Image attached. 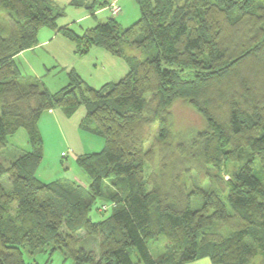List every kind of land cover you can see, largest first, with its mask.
Segmentation results:
<instances>
[{
  "label": "trees",
  "instance_id": "trees-1",
  "mask_svg": "<svg viewBox=\"0 0 264 264\" xmlns=\"http://www.w3.org/2000/svg\"><path fill=\"white\" fill-rule=\"evenodd\" d=\"M135 1L132 26L112 17L79 34L58 26L64 10L51 0H0V151L21 129L31 146L0 158V264H25V252L46 248L73 264H264V0ZM71 5L95 15L108 2ZM44 28L77 56L99 47L124 58L129 73L94 89L72 71L51 93L18 59ZM177 102L205 127L177 133ZM83 106L80 130L104 141L77 157L89 185L41 182V116L61 109L72 117ZM193 175L204 177L201 186L191 187ZM100 200L110 206L94 221ZM162 238L155 257L150 245Z\"/></svg>",
  "mask_w": 264,
  "mask_h": 264
},
{
  "label": "crops",
  "instance_id": "crops-1",
  "mask_svg": "<svg viewBox=\"0 0 264 264\" xmlns=\"http://www.w3.org/2000/svg\"><path fill=\"white\" fill-rule=\"evenodd\" d=\"M68 1L71 5L72 0ZM104 9L101 8L99 11H104ZM99 11L97 10L95 14ZM87 16H83L78 21L87 20ZM58 26L65 27L69 25L64 24ZM47 29L40 31L36 46L24 51L18 56L19 61L21 59H27V55L29 54L34 55V58L38 60L41 59V53H45L48 61L44 58L42 65L45 68H48L50 65L53 68L62 65L67 71L68 76L66 86L69 85V73L72 71L94 89H100L107 84L117 83L129 73V66L124 58L115 56L99 47H93L88 55L79 57L75 54V45L72 42L62 37L56 31ZM30 65L28 68L34 70V64L31 63ZM25 73L38 78L35 71L27 70ZM57 111L54 109L44 112L39 121V129L44 140V158L38 168L36 176L41 182L46 184L64 180L88 186L90 182L88 177L78 167L76 163L77 157L91 152H98L100 150L99 148L103 147V144L94 140L92 145L87 149L85 146H81V144L77 147L76 144L72 145V139L80 142V138L82 137L79 134V131H81L79 125L76 126V123H70L76 113L72 117H69L63 110L60 112ZM9 145L15 147L22 153L31 150L28 134L23 129L19 130L9 139ZM81 147L82 151H80ZM68 158L73 159L74 165L68 162ZM187 264H212V262L209 258H203Z\"/></svg>",
  "mask_w": 264,
  "mask_h": 264
},
{
  "label": "rangeland",
  "instance_id": "rangeland-1",
  "mask_svg": "<svg viewBox=\"0 0 264 264\" xmlns=\"http://www.w3.org/2000/svg\"><path fill=\"white\" fill-rule=\"evenodd\" d=\"M52 1L59 8L64 10V16L58 20V25L68 24L73 30H75L79 34H82L88 28L95 27L100 22L106 21L108 18H112L113 16L110 11L111 3L116 2V4L120 7L121 9L120 13L115 18L124 28L132 26L140 18L139 6L135 0H106L108 2V5L105 7L104 11L98 10L99 12H97V14L95 15H92L86 9L76 8L71 6L68 0H52ZM91 1L92 0H89V2ZM86 15H88L87 20L78 21V19H81L83 16ZM46 29L47 28H44L43 30ZM125 51L128 56L138 55V50L135 48L125 46ZM27 56H28L27 59L20 60L21 68L23 71L24 70L35 71L40 81L45 85V87L51 93H56L64 89V87L68 83V79H67L68 76H67V71L62 67V65L54 68L52 67V65H50L48 66V68H45L42 65V61L44 60V58L46 61H48L47 60L48 58L45 55V53L44 54L41 53V59L38 60L34 58V55L29 54ZM31 63L34 64V70L32 69L30 70V68H28ZM56 110H58L57 112L61 111V109H56ZM85 114H86V109L83 106L80 108V110L76 112V114L71 119L70 123L72 124L76 123V126L80 125L81 118ZM173 116H174V124L177 133L182 132L188 134V132L199 131L205 127L204 119L186 103L177 102L173 107ZM156 127L157 126L155 125V127L152 128V130L154 131L153 136L154 134H156L155 132ZM79 134L82 135V137L80 138V142L78 140L74 141L72 139L71 140L72 145L76 144L77 147L78 145L80 146L81 144V146L83 147L85 146V148L87 149L89 148V146L92 145L93 141L95 140L96 142L98 141L104 146V141L100 137H93L81 131H79ZM99 149L100 150L98 151H101L103 147ZM80 151H82V147L80 148ZM21 154H23L21 151L9 145L7 149H5L4 151H0V158L3 157L8 161H13ZM68 162L74 165L72 158H68ZM235 170H236L235 165L228 166L223 172L225 179L228 180L229 177L235 172ZM154 171H157V168H155ZM258 177L262 178V173H259ZM203 181H205L204 177H200L198 175H193L192 178L191 177L188 178V182L191 183L190 184L191 187L201 186L200 183ZM108 202H109L108 200L98 201L97 206L103 205L100 211L103 212L97 213L95 207V209L91 213V218L94 221H98L99 219L101 220L103 218V214L106 213V211H108L110 206ZM80 237L82 238V240H87L84 233H80ZM89 243L95 249L98 248V242H96L95 240L89 241ZM165 244L166 241L163 238L157 242L151 243L150 248L155 257H159L161 255L165 247ZM133 259L136 261V256H134ZM25 264H73V261L71 259H66L65 253L62 252L61 250H56L53 252L51 248H46L45 250L37 251L33 255H30L27 252H25Z\"/></svg>",
  "mask_w": 264,
  "mask_h": 264
},
{
  "label": "built area",
  "instance_id": "built-area-1",
  "mask_svg": "<svg viewBox=\"0 0 264 264\" xmlns=\"http://www.w3.org/2000/svg\"><path fill=\"white\" fill-rule=\"evenodd\" d=\"M120 7L115 3H111L110 5V11L113 17H116L120 13Z\"/></svg>",
  "mask_w": 264,
  "mask_h": 264
}]
</instances>
